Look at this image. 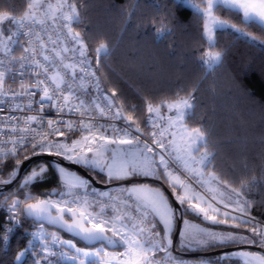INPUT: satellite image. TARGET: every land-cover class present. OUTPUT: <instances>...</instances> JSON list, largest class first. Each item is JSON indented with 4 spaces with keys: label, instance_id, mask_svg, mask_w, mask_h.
Returning <instances> with one entry per match:
<instances>
[{
    "label": "snow or ice",
    "instance_id": "obj_1",
    "mask_svg": "<svg viewBox=\"0 0 264 264\" xmlns=\"http://www.w3.org/2000/svg\"><path fill=\"white\" fill-rule=\"evenodd\" d=\"M183 2L202 21L204 44L195 53L201 83L223 65L217 33L264 50V39L217 15L231 9L245 27L264 30V0ZM87 6L86 0H27L20 13L0 9V255L10 254L15 229L30 220L34 230H25L30 239L13 264H185L174 251L193 245L235 248L219 260L264 264V251L242 247L264 250V222L252 216L254 202L247 198L257 181L237 187L228 172L217 171L211 129L191 123L200 83L161 96L137 91L142 105L103 86L101 70L125 34L173 49L175 14L160 0H126L113 42L95 26L79 30ZM149 9L150 18L143 14ZM42 155L102 174L111 187L97 188L89 176L53 161L58 187L36 194L49 166L41 162L23 173L22 165ZM189 213L225 227H201ZM61 230L86 247L64 239Z\"/></svg>",
    "mask_w": 264,
    "mask_h": 264
},
{
    "label": "trees",
    "instance_id": "obj_2",
    "mask_svg": "<svg viewBox=\"0 0 264 264\" xmlns=\"http://www.w3.org/2000/svg\"><path fill=\"white\" fill-rule=\"evenodd\" d=\"M160 2L166 4V10L175 14L179 21L171 41L174 48L138 39L131 32L125 34L119 41L115 54L101 70L103 86L106 89L116 87L129 103L142 105L137 91L161 96L178 87L188 88L200 83L196 93L197 116L191 123L203 122L211 129L212 140L217 144V171L228 172L229 178L237 187L241 180L252 181L255 178L257 185L247 193V198L254 202L252 216L264 222V50L249 46L243 40H236L228 32L217 33V48L225 53L223 65L201 83L203 71L195 53L204 44L201 39L202 21L196 19L194 10L185 6L183 0L179 3H174V0ZM26 3L27 0H0V9H14L20 13ZM86 3L88 6L84 9V23L79 30L86 31L88 26H95L98 36L103 35L115 42L119 34V10L126 0H86ZM143 14L149 18L153 15L150 9L144 10ZM217 15L236 23L258 39H264V30L259 26L245 27L240 15L234 10L222 8L217 11ZM138 115L143 127L146 117L143 113ZM53 161L38 159L24 172H29L41 162L49 166V178L46 182L35 185L34 193L58 187L59 178ZM13 164V161L8 162L9 169ZM4 176L7 177V170ZM93 176L102 182L106 179L102 174ZM18 183L19 181L13 188ZM3 215L0 210V220ZM188 216L194 221L210 225L191 213ZM25 230H34L30 220H25L24 227L13 235L10 240L11 252L7 256L0 255V264H13L16 253L30 239ZM60 235L64 239H72L78 247H86L81 241L62 231ZM210 250L215 249H205Z\"/></svg>",
    "mask_w": 264,
    "mask_h": 264
},
{
    "label": "water",
    "instance_id": "obj_3",
    "mask_svg": "<svg viewBox=\"0 0 264 264\" xmlns=\"http://www.w3.org/2000/svg\"><path fill=\"white\" fill-rule=\"evenodd\" d=\"M38 159L54 160V161L60 162L64 166L69 167L70 169H72L74 171L79 172L81 175L89 176V178L93 180V182L97 188L104 189L106 187H111V185H106L104 182L98 180L95 176H93V174L90 175L89 173H87L80 166L71 165L67 161H64L62 158L55 157V156L42 155V156L32 157L30 160L25 161L23 163V165H22L23 173L30 167V165L34 161H36ZM18 181H19V179L17 181L13 182V184L6 186L5 191H8L11 188H13L17 184ZM149 182H151V181H149ZM180 227H182V222L180 224ZM62 232L80 241V239L78 237H75L74 235L69 234V233L64 232V231H62ZM178 239H179L178 234L174 235V244L175 245H177ZM242 247H250L252 250H255V251H264L262 249L256 248L255 246H242ZM109 249L115 250L117 248H109ZM235 250H236L235 248H228V249H224V250L215 249V250L203 251V252H184V251L179 250V251H174V255L179 256V257H185V258H208V257H212L215 255H220V254H222L223 251L231 252V251H235Z\"/></svg>",
    "mask_w": 264,
    "mask_h": 264
},
{
    "label": "rangeland",
    "instance_id": "obj_4",
    "mask_svg": "<svg viewBox=\"0 0 264 264\" xmlns=\"http://www.w3.org/2000/svg\"><path fill=\"white\" fill-rule=\"evenodd\" d=\"M60 139H63V138H60ZM10 202V201H9ZM187 219H189L192 223L193 222H196L198 224H200L201 227H208V226H205V224H203L202 222H198V221H194L190 218V216H187L186 217ZM258 219V218H257ZM260 220V219H259ZM210 227V226H209ZM212 227H216V228H223L225 226H212ZM240 231H245L244 229H240ZM178 244H179V239H178ZM198 249H204L203 247H200V246H197V245H193L191 248H188V249H182L184 252H194V250H198ZM252 250V249H251ZM120 251V250H119ZM252 251H255V250H252ZM199 252H203V251H199ZM221 255V254H220ZM220 255H215V256H212V257H208V258H205L206 260L210 261V262H214V263H220V261H225L229 264H232L233 262L235 264H239V261L236 260V259H233V258H226L224 260H219V256ZM179 257V256H178ZM180 258H185V257H180Z\"/></svg>",
    "mask_w": 264,
    "mask_h": 264
},
{
    "label": "built area",
    "instance_id": "obj_5",
    "mask_svg": "<svg viewBox=\"0 0 264 264\" xmlns=\"http://www.w3.org/2000/svg\"><path fill=\"white\" fill-rule=\"evenodd\" d=\"M17 54H19V52H17ZM17 86L18 85H13L14 88ZM37 99H38V97H37ZM46 114L49 116H54V113L51 111L46 110ZM36 194H40V193H36ZM257 220H259V219H257ZM259 221H261V220H259ZM261 222H263V221H261ZM18 229L19 228L15 229L14 234L17 232ZM180 259H182L185 262V264H200L201 261H208L204 258H180ZM208 262H210V261H208ZM210 264H227V263L226 262H222V263L221 262L220 263L210 262Z\"/></svg>",
    "mask_w": 264,
    "mask_h": 264
},
{
    "label": "crops",
    "instance_id": "obj_6",
    "mask_svg": "<svg viewBox=\"0 0 264 264\" xmlns=\"http://www.w3.org/2000/svg\"><path fill=\"white\" fill-rule=\"evenodd\" d=\"M193 223H196V222H193ZM198 224V223H197ZM205 226H210V227H212L213 225H206L205 224ZM205 249H210V248H204V249H198V250H194V252H199V251H205Z\"/></svg>",
    "mask_w": 264,
    "mask_h": 264
}]
</instances>
